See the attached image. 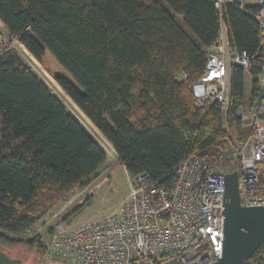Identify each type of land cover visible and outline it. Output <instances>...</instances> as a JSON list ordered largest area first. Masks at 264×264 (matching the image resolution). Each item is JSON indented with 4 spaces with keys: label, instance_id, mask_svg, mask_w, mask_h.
Returning a JSON list of instances; mask_svg holds the SVG:
<instances>
[{
    "label": "trees",
    "instance_id": "trees-1",
    "mask_svg": "<svg viewBox=\"0 0 264 264\" xmlns=\"http://www.w3.org/2000/svg\"><path fill=\"white\" fill-rule=\"evenodd\" d=\"M257 9L223 10L231 45L250 58L261 43L250 16ZM0 22L108 140L132 178L148 172L169 187L172 169L189 154L231 151V140L251 132L235 110L252 112L260 90L251 82L245 99L240 66L231 70L228 132L218 104L193 106L191 85L219 31L213 0H0ZM50 91L15 53L0 57V243H21L42 256L47 247L39 238L20 237L85 188L108 158ZM242 264H264V242Z\"/></svg>",
    "mask_w": 264,
    "mask_h": 264
},
{
    "label": "built area",
    "instance_id": "built-area-1",
    "mask_svg": "<svg viewBox=\"0 0 264 264\" xmlns=\"http://www.w3.org/2000/svg\"><path fill=\"white\" fill-rule=\"evenodd\" d=\"M228 4H237L247 13L242 0H213L219 31L207 47L201 78L191 85L193 106L201 110L218 104L226 133L232 66H240L246 79L255 82L260 90L256 108L252 112L242 107L235 110L251 132L243 141L230 143L232 157L237 160L240 206H264V0H258L257 11L250 14L261 33L254 58L230 43L223 15ZM7 52L15 53L50 85L52 78L45 69L0 22V57L5 59ZM186 79L185 73L177 76L178 81ZM223 159L219 155L220 163ZM223 177L224 172L217 171L208 151L193 152L172 169L169 187L142 172L129 182V193L116 211L71 226L70 211L63 210L73 203L74 196L55 214L46 236L40 229L34 237L46 245L49 258L64 264H213L222 250Z\"/></svg>",
    "mask_w": 264,
    "mask_h": 264
},
{
    "label": "rangeland",
    "instance_id": "rangeland-1",
    "mask_svg": "<svg viewBox=\"0 0 264 264\" xmlns=\"http://www.w3.org/2000/svg\"><path fill=\"white\" fill-rule=\"evenodd\" d=\"M257 3L258 0H242V5L246 7L257 5ZM46 73L49 77H51L47 71ZM49 84L50 85H47L50 87L52 93L56 94L60 98L67 109L79 120L81 125L91 135V137L102 146L108 158L106 163L91 178V181L85 188H79L73 195L66 197L65 200L59 203L49 214H47L30 233L20 237L22 239L33 238L35 236L34 233L40 229L45 237V232L47 233V230L51 227V224L55 219V214L58 213V211L65 205L66 201L70 200L74 196H76V199L73 203L63 210L64 212L70 211L68 216L70 217L69 224L71 226H77L79 224L93 221L116 211L129 193V182H133L134 180V178L130 177L126 174L127 172L124 171L122 163L119 161L118 156L108 140L101 135L78 110L66 94L59 88L53 78ZM250 84L251 83L248 79H245L244 97L246 100L250 98ZM132 90L134 92L137 91L136 87ZM209 155L210 161L213 165H215L217 171H222L225 174L237 168V160L232 157L230 149L227 150L216 147L209 150ZM219 155L224 156L221 163ZM216 165H220V167H217ZM3 233L10 239L17 238L12 234L6 232ZM0 248L11 257L26 258L23 264H64L60 261L49 258L47 251L46 254L42 256L37 251L30 249L21 243L12 246L0 243Z\"/></svg>",
    "mask_w": 264,
    "mask_h": 264
},
{
    "label": "water",
    "instance_id": "water-1",
    "mask_svg": "<svg viewBox=\"0 0 264 264\" xmlns=\"http://www.w3.org/2000/svg\"><path fill=\"white\" fill-rule=\"evenodd\" d=\"M221 215V257L213 264H242L264 242V206H240L237 170L224 174ZM25 260L0 249V264H23Z\"/></svg>",
    "mask_w": 264,
    "mask_h": 264
}]
</instances>
